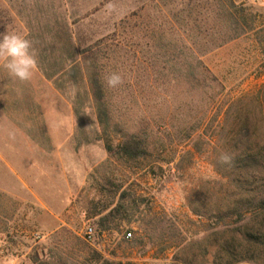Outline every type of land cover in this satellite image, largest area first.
<instances>
[{
    "label": "rangeland",
    "instance_id": "obj_1",
    "mask_svg": "<svg viewBox=\"0 0 264 264\" xmlns=\"http://www.w3.org/2000/svg\"><path fill=\"white\" fill-rule=\"evenodd\" d=\"M4 32L36 67L0 57V179L28 181L0 190V264H264L227 210L239 155L264 177V0H0ZM128 134L146 156L108 150Z\"/></svg>",
    "mask_w": 264,
    "mask_h": 264
},
{
    "label": "trees",
    "instance_id": "obj_2",
    "mask_svg": "<svg viewBox=\"0 0 264 264\" xmlns=\"http://www.w3.org/2000/svg\"><path fill=\"white\" fill-rule=\"evenodd\" d=\"M94 95L98 101L103 100V88L98 79L93 82ZM108 113L106 109L99 108L98 119L101 123L107 120ZM108 150L117 152L129 159H137L146 156L149 148L148 144L138 134H128L116 148L111 141L106 140ZM240 165V183L238 184V196L233 205L228 207V211L239 214L242 225L248 230L245 236L257 237L263 235L264 232V177L257 175V171L253 168L258 163L257 157L253 153L244 152L238 157ZM245 177H244V176ZM252 217L248 218L249 214ZM245 218L248 220L245 221ZM228 253H234L227 249ZM246 260V259H245Z\"/></svg>",
    "mask_w": 264,
    "mask_h": 264
},
{
    "label": "clouds",
    "instance_id": "obj_3",
    "mask_svg": "<svg viewBox=\"0 0 264 264\" xmlns=\"http://www.w3.org/2000/svg\"><path fill=\"white\" fill-rule=\"evenodd\" d=\"M0 57L6 59L5 67L11 76L21 81L32 78L36 58L26 34L0 33ZM107 83L110 87H116L122 83V78L119 74L113 73L108 77Z\"/></svg>",
    "mask_w": 264,
    "mask_h": 264
},
{
    "label": "crops",
    "instance_id": "obj_4",
    "mask_svg": "<svg viewBox=\"0 0 264 264\" xmlns=\"http://www.w3.org/2000/svg\"><path fill=\"white\" fill-rule=\"evenodd\" d=\"M5 149H6L5 151L10 150L11 146L6 145ZM5 167L7 168V176H8V178L0 179V190L1 191L11 194V192H12V188H11V184H10L11 180H13L12 183L13 182H17V183H19L21 185L28 183L26 178L23 177L22 174H19L17 169L14 168L13 164L12 165L8 164Z\"/></svg>",
    "mask_w": 264,
    "mask_h": 264
},
{
    "label": "built area",
    "instance_id": "obj_5",
    "mask_svg": "<svg viewBox=\"0 0 264 264\" xmlns=\"http://www.w3.org/2000/svg\"><path fill=\"white\" fill-rule=\"evenodd\" d=\"M85 239L86 241L90 243H94L97 239V231L93 225H88L85 229ZM133 236V233L131 231H128L125 233V238H131Z\"/></svg>",
    "mask_w": 264,
    "mask_h": 264
}]
</instances>
